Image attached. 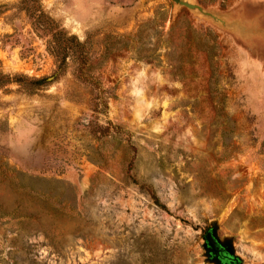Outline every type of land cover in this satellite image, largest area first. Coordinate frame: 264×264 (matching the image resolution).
Returning a JSON list of instances; mask_svg holds the SVG:
<instances>
[{
    "label": "rangeland",
    "instance_id": "rangeland-1",
    "mask_svg": "<svg viewBox=\"0 0 264 264\" xmlns=\"http://www.w3.org/2000/svg\"><path fill=\"white\" fill-rule=\"evenodd\" d=\"M191 1L0 0V264H264V0Z\"/></svg>",
    "mask_w": 264,
    "mask_h": 264
},
{
    "label": "water",
    "instance_id": "water-1",
    "mask_svg": "<svg viewBox=\"0 0 264 264\" xmlns=\"http://www.w3.org/2000/svg\"><path fill=\"white\" fill-rule=\"evenodd\" d=\"M176 5L197 12L205 17L217 21V18L204 11L201 7L192 3L191 0H171ZM219 223L214 220L210 222V229L203 238L202 257L206 264H244L243 259L236 254L232 237L220 238L218 235Z\"/></svg>",
    "mask_w": 264,
    "mask_h": 264
},
{
    "label": "trees",
    "instance_id": "trees-1",
    "mask_svg": "<svg viewBox=\"0 0 264 264\" xmlns=\"http://www.w3.org/2000/svg\"><path fill=\"white\" fill-rule=\"evenodd\" d=\"M59 35V34H58ZM75 38L71 37L69 39H66V42L64 44H62V48H60L62 50L63 53V57L62 60L66 59L67 53L72 50V45L75 42ZM80 70V68H79ZM40 84V81L36 82V85Z\"/></svg>",
    "mask_w": 264,
    "mask_h": 264
}]
</instances>
